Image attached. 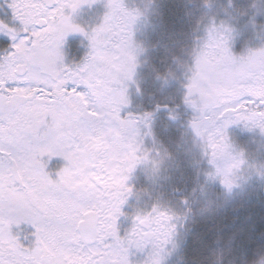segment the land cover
Instances as JSON below:
<instances>
[{"label": "snow or ice", "instance_id": "1", "mask_svg": "<svg viewBox=\"0 0 264 264\" xmlns=\"http://www.w3.org/2000/svg\"><path fill=\"white\" fill-rule=\"evenodd\" d=\"M4 2L11 21L0 20V35L11 46L0 52V264H131L132 249L147 250L143 264H159L154 258L179 215L156 204L137 210L123 235L118 229L133 194L129 176L149 160L141 127L151 114L122 115L139 13L107 0L102 22L86 32L71 14L97 0ZM71 33L84 35L89 52L67 65L62 47ZM230 39L223 24L207 29L184 96L209 163L215 167L216 156L226 154L222 183L229 186L238 178L232 170L247 161L225 130L243 124L264 132V47L235 56ZM53 157L66 161L54 178L45 162ZM248 167L264 175V166ZM21 224L35 229L28 246L13 232Z\"/></svg>", "mask_w": 264, "mask_h": 264}, {"label": "rangeland", "instance_id": "2", "mask_svg": "<svg viewBox=\"0 0 264 264\" xmlns=\"http://www.w3.org/2000/svg\"><path fill=\"white\" fill-rule=\"evenodd\" d=\"M208 1V10L203 11L198 10L196 0H122L126 10L139 13L132 26V41L143 49L133 80L128 83L129 104L122 115L150 113L155 145L150 147L144 141L142 126V147L149 152V160L165 153L167 157L156 177L145 163L132 171L127 184L133 194L122 207L125 215L119 218L118 229L123 235L131 228L130 217L137 210H150L156 204L179 215L178 247L172 250L168 246L163 264H213L217 254L223 256L224 264H249L254 243L264 245V224L263 231L256 227L264 215L255 213L264 209V175L248 167L264 166V134L243 124L225 130L234 151L243 153L248 169L229 192L219 179L207 180L214 167L205 155L203 142L188 129L189 119L196 114L182 97L195 52L203 45L209 27L223 24L231 29L229 47L235 56L264 47V0H217L215 5L214 0ZM106 3L97 0L84 4L71 15L91 31L108 11ZM8 11L3 9L5 16ZM195 24L199 34L191 40ZM84 43H89L85 37L70 42L71 48H77L80 62L87 55L78 49ZM204 208L210 211L202 212ZM21 242L26 244L23 239ZM146 255L147 250H130L131 264H143Z\"/></svg>", "mask_w": 264, "mask_h": 264}, {"label": "flooded vegetation", "instance_id": "3", "mask_svg": "<svg viewBox=\"0 0 264 264\" xmlns=\"http://www.w3.org/2000/svg\"><path fill=\"white\" fill-rule=\"evenodd\" d=\"M3 9L4 10H9L7 16H5V14L3 13ZM10 11L11 10L7 7V5L5 4L4 0H0V16H2V19L0 18V20L11 21V12ZM71 18H72V22L74 24H77V25L82 27V25L77 23V19H78L77 16L71 15ZM81 37L83 38L84 35H82L80 33H71L65 38V42H64V45L62 47V51H63V53L65 55V64L72 65L74 63H80V60L76 59V56L78 55L77 48H73V47L71 48L70 42L74 38H81ZM10 46H11L10 39L9 38L5 39L4 37L0 36V52L4 51L7 48H10ZM78 49H83L84 51H86V54L89 52V46H88L87 43H84ZM72 56H74L75 58H71ZM82 59H84V57ZM158 95L160 96V91H159ZM182 97H183V100H184L183 94H182ZM154 105H156V104H154ZM129 114L139 115V114H133L131 112H127V113L124 114V116H127ZM192 119H189L190 121H189V124H188V129H189V131L192 134H195L193 129H192V127H191ZM152 122H153V120H151V123ZM150 127H151V125L149 123V126L147 128L150 129ZM143 131H144V134L148 132V131H146L144 129H143ZM146 136H147V139H149L151 142L154 141V139L152 138L151 135H146ZM143 137H144V135H143ZM45 162L47 163L46 170L53 175V178L55 177V173L60 168L66 166V161H64L60 157H53L51 160H48L47 158H45ZM34 231H35V229L32 227L31 224H21L18 227L17 226H13L14 234H19L20 240H22V239L25 240V242H26L25 246H28L30 242L34 241V236L32 235L34 233Z\"/></svg>", "mask_w": 264, "mask_h": 264}, {"label": "clouds", "instance_id": "4", "mask_svg": "<svg viewBox=\"0 0 264 264\" xmlns=\"http://www.w3.org/2000/svg\"><path fill=\"white\" fill-rule=\"evenodd\" d=\"M131 51H132L135 59L133 61V67L131 68V70L128 73L127 77L123 81V85H124L126 91H127L128 83L133 80V76H134V73H135V70H136V67H137V57L143 51V49L140 48L138 45H134V43L132 41ZM190 71H191V69H190ZM171 75L172 74L169 73V76H171ZM252 129H258L262 134H264V132H262L261 129H260V127H258V126L257 127H252ZM226 138H228L227 135H226ZM226 142L227 143H230L228 139H226ZM166 157H167V154L165 153L162 156L153 157L151 160L142 161V162H140L138 164L145 163L146 165H150L149 170H150L152 176L156 177V176H158V174L160 172L161 164H162L163 160ZM215 159L219 163H217L216 166L214 167V172H212V173H210L208 175L207 180L208 181H212V180H215V179H219L222 182V180L224 179V176H223V173H224V163H223V161L226 159V154H218ZM153 162H155V163H153ZM136 166H135V168H136ZM217 168L220 169V172L219 173H217ZM247 171H248V169H243V170H235L234 169V170H232V175H234V176H236L238 178L235 179V181L232 183L231 186H229L227 183H222V184L230 192L232 190V188L234 186H236L237 181L240 180L242 178V176L244 175V173L247 172ZM201 187H203V186H201ZM201 211L202 212H209L210 209L204 208V209H201ZM176 235L177 234H176V229H175V231L172 233V235L170 237V241H169L168 245L165 246L164 250L162 252H160V254L154 258L155 260H157L159 262V264H163L164 257H165L166 254H168V246L169 245H171V249L172 250H175L178 247L177 241L175 239L176 238ZM213 264H224L223 256L221 254H217L216 257H215V259H214V261H213ZM231 264H234V261L231 262ZM255 264H264V256H261L255 262Z\"/></svg>", "mask_w": 264, "mask_h": 264}, {"label": "trees", "instance_id": "5", "mask_svg": "<svg viewBox=\"0 0 264 264\" xmlns=\"http://www.w3.org/2000/svg\"><path fill=\"white\" fill-rule=\"evenodd\" d=\"M199 9L198 10H203V11H207L208 10V6H210V2L208 0H202V1H198L196 0ZM217 3V0H214V5ZM196 26L197 24H195L194 30L192 32V34L189 36L190 38H194V37H198V34L196 35ZM200 26V24H199ZM201 29V26H200ZM202 32V31H201ZM144 130L148 131L149 133H152V131H150V129H148L147 127H143ZM256 214H261L264 215V209H259L255 210ZM259 224L256 225L257 229H259V227L261 228L260 230L263 231V224H264V220L263 221H258ZM264 256V245H259L257 243H254L253 247H252V251L250 252L249 255V264H255V262L261 257Z\"/></svg>", "mask_w": 264, "mask_h": 264}]
</instances>
